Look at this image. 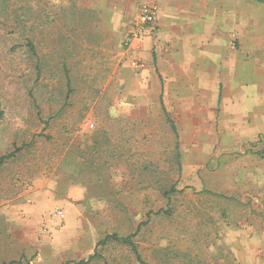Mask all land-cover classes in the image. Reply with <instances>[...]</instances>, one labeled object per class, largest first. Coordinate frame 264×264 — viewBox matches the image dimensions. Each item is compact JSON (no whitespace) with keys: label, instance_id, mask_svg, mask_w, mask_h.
Masks as SVG:
<instances>
[{"label":"rangeland","instance_id":"1","mask_svg":"<svg viewBox=\"0 0 264 264\" xmlns=\"http://www.w3.org/2000/svg\"><path fill=\"white\" fill-rule=\"evenodd\" d=\"M46 1L54 23L37 31V53H27L23 43L11 48L17 40L0 36V155L24 143L0 168V213L22 204L37 181L56 179L59 197L76 185L83 195L70 208L86 245L55 255L47 246L43 254L7 230L0 236V261L21 255L31 264L78 261L94 253L104 235L117 233L135 234L151 264H171L162 249L208 259L219 248L236 264H264V132L240 151L220 152V140L190 136L161 105L126 101L120 66L135 16L104 12L98 0ZM230 1L251 43L264 44V4ZM96 140L101 145L94 156ZM231 159L242 161L238 169ZM172 186L176 191L164 195ZM159 209L170 214H156ZM55 214L63 226L65 208ZM66 242L72 240H59ZM97 252L110 264H138L120 246Z\"/></svg>","mask_w":264,"mask_h":264},{"label":"crops","instance_id":"2","mask_svg":"<svg viewBox=\"0 0 264 264\" xmlns=\"http://www.w3.org/2000/svg\"><path fill=\"white\" fill-rule=\"evenodd\" d=\"M126 2L98 0L97 4L104 12L136 18L146 3L136 0L128 6ZM153 2L157 31L123 41L120 81L125 100L159 104L190 136L220 140V152L240 151L264 132V44L251 43L250 29L237 18L230 0ZM133 59L138 66L130 64ZM229 162L238 169L242 161ZM54 181H37L22 204L0 215L8 234L28 245V250L44 254L51 246L54 255L62 249L75 253L85 247L86 237L74 227L75 210L70 206L83 191L70 185L59 197ZM60 206L66 213L63 226L55 214ZM62 237L72 242L63 246Z\"/></svg>","mask_w":264,"mask_h":264},{"label":"trees","instance_id":"3","mask_svg":"<svg viewBox=\"0 0 264 264\" xmlns=\"http://www.w3.org/2000/svg\"><path fill=\"white\" fill-rule=\"evenodd\" d=\"M73 2L74 0H69ZM263 3L264 0H255ZM46 0H0V36L9 37L15 39L12 43L11 48L18 47L23 43L26 47L27 53H37L36 34L41 29H49L54 23V18L48 10ZM13 50V49H12ZM15 50V49H14ZM67 83H70V77L66 74ZM3 118V112L0 109V120ZM174 124L172 123V127ZM100 141L96 140L92 143L91 151L94 156H97L100 151ZM24 143L20 146H16L14 143V150L8 151L6 154L0 155V168L6 165L9 160H13L17 157V154L23 149ZM99 167V165H95ZM175 187H171L163 192L164 195H169L175 192ZM206 193H211L216 196L225 197V195L217 194L208 190L203 189ZM164 213L170 214L168 209H159L156 214ZM146 223V222H144ZM7 231L6 222L2 215H0V236ZM135 234H128L126 236H120L117 233H110L104 235L95 244L94 253L90 254L87 258L79 259L78 261H68L65 264H96L97 258L103 259L106 262L105 257L97 252V248H105L110 245L120 246L125 248L135 258L138 264H151L149 261L144 259L141 252L138 249L137 244L134 241ZM162 252L167 255L168 261L171 264H236L234 256L228 252L219 248L218 251L212 254L208 259L199 257L197 254L191 252L174 249L170 251ZM0 264H31L29 260L24 259L21 255L18 259L2 260Z\"/></svg>","mask_w":264,"mask_h":264},{"label":"built area","instance_id":"4","mask_svg":"<svg viewBox=\"0 0 264 264\" xmlns=\"http://www.w3.org/2000/svg\"><path fill=\"white\" fill-rule=\"evenodd\" d=\"M157 31V6L155 2L150 1L142 5L135 20L131 23L128 40L140 38L145 33ZM132 66H138V61H130ZM90 127L93 125L88 124Z\"/></svg>","mask_w":264,"mask_h":264}]
</instances>
